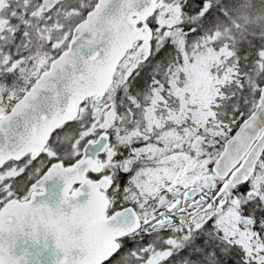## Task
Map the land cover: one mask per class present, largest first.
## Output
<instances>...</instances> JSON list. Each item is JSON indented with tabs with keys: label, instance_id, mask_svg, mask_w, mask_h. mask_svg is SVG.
<instances>
[{
	"label": "snow or ice",
	"instance_id": "6c2138e0",
	"mask_svg": "<svg viewBox=\"0 0 264 264\" xmlns=\"http://www.w3.org/2000/svg\"><path fill=\"white\" fill-rule=\"evenodd\" d=\"M0 264H264V0H0Z\"/></svg>",
	"mask_w": 264,
	"mask_h": 264
}]
</instances>
